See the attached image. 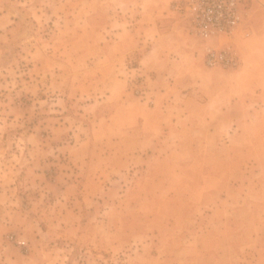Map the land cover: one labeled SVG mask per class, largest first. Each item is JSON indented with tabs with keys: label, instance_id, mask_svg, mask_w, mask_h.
I'll return each instance as SVG.
<instances>
[{
	"label": "rangeland",
	"instance_id": "obj_1",
	"mask_svg": "<svg viewBox=\"0 0 264 264\" xmlns=\"http://www.w3.org/2000/svg\"><path fill=\"white\" fill-rule=\"evenodd\" d=\"M179 1L0 0V264H264V125Z\"/></svg>",
	"mask_w": 264,
	"mask_h": 264
},
{
	"label": "built area",
	"instance_id": "obj_2",
	"mask_svg": "<svg viewBox=\"0 0 264 264\" xmlns=\"http://www.w3.org/2000/svg\"><path fill=\"white\" fill-rule=\"evenodd\" d=\"M247 0H180L174 11L189 25L191 34L203 46L208 68L235 70L239 67L232 38L246 27L249 18Z\"/></svg>",
	"mask_w": 264,
	"mask_h": 264
},
{
	"label": "crops",
	"instance_id": "obj_3",
	"mask_svg": "<svg viewBox=\"0 0 264 264\" xmlns=\"http://www.w3.org/2000/svg\"><path fill=\"white\" fill-rule=\"evenodd\" d=\"M253 5V36L247 40V44L250 45L249 51L252 53L249 54L248 51L247 61H244L241 67L239 66V70L225 75V78L229 80V85L225 86L227 92L223 94L222 100L220 99L224 103L216 104L214 102L215 92H213L209 101L200 104L201 107L213 108L215 110L213 115L224 113L229 116L231 113L245 110V112H251L244 119L236 121L227 118V116L226 118L221 117L224 118L226 124L231 126L264 125V0H255ZM252 117L255 118V121H248V118L252 119ZM214 121L212 118L204 124L214 126ZM161 123L163 122L160 121V125H162ZM180 140L177 138V141Z\"/></svg>",
	"mask_w": 264,
	"mask_h": 264
},
{
	"label": "bare ground",
	"instance_id": "obj_4",
	"mask_svg": "<svg viewBox=\"0 0 264 264\" xmlns=\"http://www.w3.org/2000/svg\"><path fill=\"white\" fill-rule=\"evenodd\" d=\"M239 66H240V64H239ZM239 68V67H238Z\"/></svg>",
	"mask_w": 264,
	"mask_h": 264
}]
</instances>
